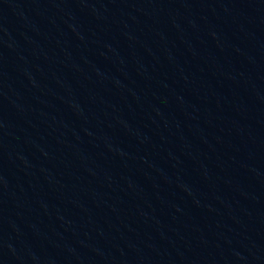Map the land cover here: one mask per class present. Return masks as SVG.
I'll list each match as a JSON object with an SVG mask.
<instances>
[{"label": "water", "instance_id": "water-1", "mask_svg": "<svg viewBox=\"0 0 264 264\" xmlns=\"http://www.w3.org/2000/svg\"><path fill=\"white\" fill-rule=\"evenodd\" d=\"M231 114L264 206V0H179Z\"/></svg>", "mask_w": 264, "mask_h": 264}]
</instances>
